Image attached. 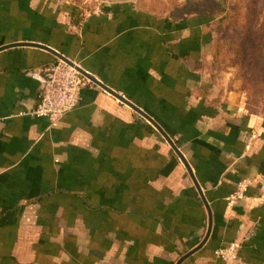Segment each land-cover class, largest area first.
<instances>
[{"label": "crops", "instance_id": "obj_1", "mask_svg": "<svg viewBox=\"0 0 264 264\" xmlns=\"http://www.w3.org/2000/svg\"><path fill=\"white\" fill-rule=\"evenodd\" d=\"M7 1L0 264H264V102L249 107L239 82L198 67L208 36L131 2L104 3L77 26L61 0ZM44 48L141 109L180 157L99 87L55 124L36 117L33 74L58 60ZM230 245L235 258H221Z\"/></svg>", "mask_w": 264, "mask_h": 264}, {"label": "trees", "instance_id": "obj_2", "mask_svg": "<svg viewBox=\"0 0 264 264\" xmlns=\"http://www.w3.org/2000/svg\"><path fill=\"white\" fill-rule=\"evenodd\" d=\"M226 1L188 0L180 11L172 13L171 19L177 22L194 18L206 22L215 16L224 15V24H218L220 33H217V42H221L220 46L225 45L227 55L234 54L237 64L231 62L229 65L237 68L243 83L241 90L248 96L249 107L253 108L260 101L253 99V95L264 93V23H259L262 18L264 22V12L262 10L258 16V0H230L229 3ZM78 13V7L73 5L70 18L77 26L81 20ZM232 25L241 30L230 38Z\"/></svg>", "mask_w": 264, "mask_h": 264}, {"label": "rangeland", "instance_id": "obj_3", "mask_svg": "<svg viewBox=\"0 0 264 264\" xmlns=\"http://www.w3.org/2000/svg\"><path fill=\"white\" fill-rule=\"evenodd\" d=\"M64 3H68L70 6L78 7V16L80 19L92 15L97 12L98 9H101V6L105 3L102 0H61ZM188 0H133L131 4H134L135 8L138 11L148 12L154 14L158 18L162 19H171L172 13L175 11H180ZM195 1V0H189ZM217 2H224L226 0H216ZM227 2V1H226ZM230 0H228V3ZM0 8L6 9L9 12H13V5L11 2H5L2 5L0 0ZM72 8V7H71ZM258 16L264 12V0H258L257 2ZM264 17V16H263ZM193 23L196 25L198 30H202L204 34H206L209 38V44L204 47V58L202 57V61L198 67H207L210 70L211 75L213 77H222L221 81L227 82H239L242 88V80L238 75V70L235 66H231V62L237 64V60L234 54L227 55V49L224 46H220L221 42H217L219 39L218 32L220 33V29L218 30V24H224V15L215 16V18L210 19L209 21L203 22L202 20H196L194 18H190ZM172 20V19H171ZM259 21L260 25L264 22ZM215 21V22H214ZM202 22V23H201ZM214 22V23H213ZM199 27H202L199 28ZM237 28V27H236ZM260 29V28H259ZM241 29H235V26L232 25L229 37L233 38L235 33H239ZM259 31V30H258ZM225 56V58H223ZM246 99L247 94L245 93ZM253 99L260 100L256 106L260 105L264 102V93L260 92L258 95H253Z\"/></svg>", "mask_w": 264, "mask_h": 264}, {"label": "built area", "instance_id": "obj_4", "mask_svg": "<svg viewBox=\"0 0 264 264\" xmlns=\"http://www.w3.org/2000/svg\"><path fill=\"white\" fill-rule=\"evenodd\" d=\"M68 60L69 62L58 58L52 66L43 72L33 74L40 84V103L34 115L47 119L52 124L57 123L79 106L82 92L85 89L99 87L83 75L82 68L78 64ZM260 188L264 191V186ZM246 192V183L243 182L230 196L229 204L234 205L243 200ZM236 248L235 245H230L219 250L217 254L223 259H234Z\"/></svg>", "mask_w": 264, "mask_h": 264}, {"label": "water", "instance_id": "obj_5", "mask_svg": "<svg viewBox=\"0 0 264 264\" xmlns=\"http://www.w3.org/2000/svg\"><path fill=\"white\" fill-rule=\"evenodd\" d=\"M102 1L105 2V3H126V2H132L133 0H102ZM9 47H11V46H8V47H5V48H1L0 51H2L4 49H7ZM44 49L49 50L48 48H44ZM49 51H51L57 58L69 62V60L67 58H65L64 56H62V55H60V54H58V53H56V52H54L52 50H49ZM81 72L83 73V75H85L87 78H89L94 84H96L97 86H99L104 91H106L107 93L111 94L112 96H114L118 100L122 101L124 104L128 105L129 107H131L133 110H135L137 113H139L142 117H144L147 121H149L159 132H161L164 135V137L170 143V145L172 146V148L174 149V151L180 157V153H179L178 149L172 144V142L164 134V132L162 131V129L147 114H145L141 109L137 108L135 105L131 104L125 98L119 96L117 93H115L114 91H112L111 89H109L106 85L102 84L100 81H98L97 79L93 78L91 75H89L83 69L81 70Z\"/></svg>", "mask_w": 264, "mask_h": 264}]
</instances>
